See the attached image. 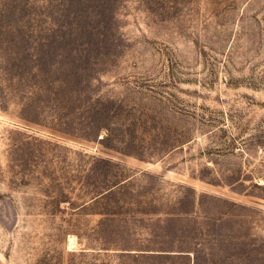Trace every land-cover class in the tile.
<instances>
[{"label":"rangeland","instance_id":"374dc122","mask_svg":"<svg viewBox=\"0 0 264 264\" xmlns=\"http://www.w3.org/2000/svg\"><path fill=\"white\" fill-rule=\"evenodd\" d=\"M0 264H264V0H0Z\"/></svg>","mask_w":264,"mask_h":264},{"label":"bare ground","instance_id":"6f19581e","mask_svg":"<svg viewBox=\"0 0 264 264\" xmlns=\"http://www.w3.org/2000/svg\"><path fill=\"white\" fill-rule=\"evenodd\" d=\"M70 243H73V238H70Z\"/></svg>","mask_w":264,"mask_h":264}]
</instances>
